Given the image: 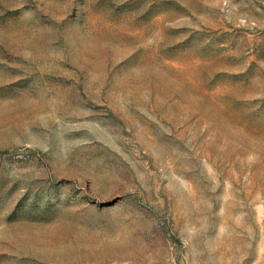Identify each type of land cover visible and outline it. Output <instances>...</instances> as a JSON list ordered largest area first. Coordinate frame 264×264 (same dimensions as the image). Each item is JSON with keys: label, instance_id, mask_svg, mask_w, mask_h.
<instances>
[{"label": "rangeland", "instance_id": "obj_1", "mask_svg": "<svg viewBox=\"0 0 264 264\" xmlns=\"http://www.w3.org/2000/svg\"><path fill=\"white\" fill-rule=\"evenodd\" d=\"M0 264H264V0H0Z\"/></svg>", "mask_w": 264, "mask_h": 264}]
</instances>
